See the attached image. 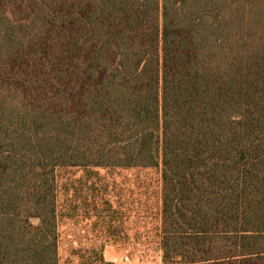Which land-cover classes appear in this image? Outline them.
Wrapping results in <instances>:
<instances>
[{
    "label": "trees",
    "instance_id": "16d2710c",
    "mask_svg": "<svg viewBox=\"0 0 264 264\" xmlns=\"http://www.w3.org/2000/svg\"><path fill=\"white\" fill-rule=\"evenodd\" d=\"M64 168L161 169L164 264H264V0H0V264H59Z\"/></svg>",
    "mask_w": 264,
    "mask_h": 264
},
{
    "label": "rangeland",
    "instance_id": "374dc122",
    "mask_svg": "<svg viewBox=\"0 0 264 264\" xmlns=\"http://www.w3.org/2000/svg\"><path fill=\"white\" fill-rule=\"evenodd\" d=\"M57 173L59 264H80L94 250L115 264H164L161 169Z\"/></svg>",
    "mask_w": 264,
    "mask_h": 264
},
{
    "label": "built area",
    "instance_id": "2783aa9c",
    "mask_svg": "<svg viewBox=\"0 0 264 264\" xmlns=\"http://www.w3.org/2000/svg\"><path fill=\"white\" fill-rule=\"evenodd\" d=\"M128 260V258H126Z\"/></svg>",
    "mask_w": 264,
    "mask_h": 264
}]
</instances>
